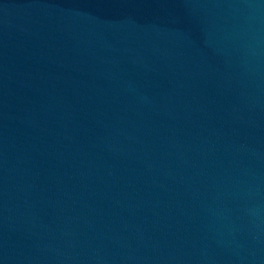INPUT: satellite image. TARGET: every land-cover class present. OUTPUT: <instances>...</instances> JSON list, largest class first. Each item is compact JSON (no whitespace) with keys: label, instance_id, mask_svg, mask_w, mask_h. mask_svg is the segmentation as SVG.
Listing matches in <instances>:
<instances>
[{"label":"water","instance_id":"obj_1","mask_svg":"<svg viewBox=\"0 0 264 264\" xmlns=\"http://www.w3.org/2000/svg\"><path fill=\"white\" fill-rule=\"evenodd\" d=\"M0 264H264V0H0Z\"/></svg>","mask_w":264,"mask_h":264}]
</instances>
